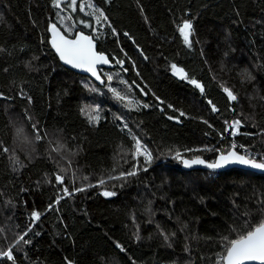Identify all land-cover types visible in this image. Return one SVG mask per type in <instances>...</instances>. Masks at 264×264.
Masks as SVG:
<instances>
[{
    "label": "trees",
    "instance_id": "obj_1",
    "mask_svg": "<svg viewBox=\"0 0 264 264\" xmlns=\"http://www.w3.org/2000/svg\"><path fill=\"white\" fill-rule=\"evenodd\" d=\"M62 1L0 0V252L14 264H217L224 237L264 220V175L182 162L232 150L237 120L238 143L264 156V0H80L82 17ZM52 24L94 37L115 65L103 87L63 66Z\"/></svg>",
    "mask_w": 264,
    "mask_h": 264
},
{
    "label": "snow or ice",
    "instance_id": "obj_2",
    "mask_svg": "<svg viewBox=\"0 0 264 264\" xmlns=\"http://www.w3.org/2000/svg\"><path fill=\"white\" fill-rule=\"evenodd\" d=\"M68 7H71L73 10L77 7V0H66ZM56 7H60L59 3H56ZM90 8H94L93 5H87ZM80 10H84V6L80 5ZM94 12H99V16L97 17V22L99 23L100 18L106 19L104 13L99 9H94ZM85 27H89L87 23L84 25ZM49 31L52 33V39L50 41L52 47L55 49L56 53L59 55L60 59L68 65H71L73 68H79L86 72H90L93 76L96 77L97 80L100 79V76L97 74L96 65L97 64H107L109 61L103 54H98L95 51V45L93 44L92 37L88 35H84L82 32L78 33L75 38L68 39L64 35L61 34L60 29L57 28L55 24H52L49 28ZM67 31V30H66ZM179 32L183 36L184 43L191 47L192 41L190 37L193 35V27L190 21H185L182 26L179 27ZM118 63H122L118 61ZM173 74L177 75L180 79H186L187 74L184 72L182 68H178L175 64L172 66ZM111 80V76L108 77ZM103 82V81H102ZM189 83H192L197 88H200L201 92H203V87L196 80L189 79ZM93 91L95 89H92ZM114 95L119 100H125V97L120 95L115 89H111ZM228 98L232 101H235L237 97L233 94L231 90L228 88L224 89ZM211 103V101H209ZM147 107V105H144ZM213 111H216V107L213 105ZM180 115H184V113H180ZM119 118V117H118ZM99 116H89L90 122L93 120H98ZM172 119V117H169ZM241 126L240 121L237 120L232 125L233 132L232 134H237L239 127ZM35 128V126H33ZM36 139H41L39 134L37 133ZM135 140V152L133 153L135 156H143L144 162L146 164H150L152 161V153L147 150L146 147L141 145V142L133 137ZM236 144H232V150H229L225 153H222L214 162L206 163L203 159L197 157L193 160H184L185 167H192L193 164H202L209 169H220L224 168L230 164H239L244 165L246 167L252 169H258L264 171V156L258 161L256 156L249 153L247 149H244L245 154L238 153L236 149ZM241 147H243L241 145ZM7 151V149H5ZM176 158H180V153H176ZM147 171V168L143 169ZM126 175L132 176L136 175L135 171H130ZM57 181L63 183V178L60 176L56 177ZM104 181L101 180V184ZM79 191H83L84 189H78ZM63 191L68 194V189L64 188ZM104 196H112L115 193L112 192H103ZM59 203V200H57ZM35 219H39L40 214L38 212L32 213ZM236 231V229H233ZM27 235V233H25ZM174 235V234H173ZM139 239V236H137ZM168 237L165 236V240ZM20 240H24V236H20ZM225 245L224 252L220 254L219 260L217 264H264V220L251 225L250 227L245 225V228L239 232L233 238L224 237ZM25 243H29L30 241H24ZM19 243V241H17ZM117 247H120L117 245ZM123 251V249H121ZM6 257L8 260L13 261L14 264V256L11 248L7 251L0 252V258Z\"/></svg>",
    "mask_w": 264,
    "mask_h": 264
},
{
    "label": "water",
    "instance_id": "obj_3",
    "mask_svg": "<svg viewBox=\"0 0 264 264\" xmlns=\"http://www.w3.org/2000/svg\"><path fill=\"white\" fill-rule=\"evenodd\" d=\"M56 26H57L58 29H60L62 35H64L68 39H73V38L68 37L58 25H56ZM78 33H81V32H78ZM83 34L84 35H88V34H85V33H83ZM76 35H75V37H76ZM49 36H50V40H51L52 39V33L50 31H49ZM88 36L92 37V39H93V44L95 45V51L98 54H102V53H100L98 51V43L94 40V37L91 36V35H88ZM139 51H141V49H139ZM103 55L108 59L109 62L107 64H97L96 65L97 74L100 76L99 80H97L96 77L93 76L90 72H86V71H84L82 69H79V68H73L71 65L65 64L61 59L60 60H61V62L63 64V66L66 69H68L69 71H72V72H74V73H76V74H78V75H80L82 77H86V78L90 79L91 81H93L99 87H103L104 84H105V79L103 77V72L104 71L113 70L114 66H115L114 63L109 59V57L106 54H103ZM139 92L144 95V92H143V90L141 88H139ZM205 162L209 163L207 161H205ZM182 169L184 171H186V172L206 171V172L213 173V174H220V173H224V172H227V171H230V170H233V169H238V170L248 171V172H252V173H255V174H259V175H264V171H261V170H258V169H252V168L246 167L244 165H239V164H230V165L225 166L224 168L213 170V169H209V168L205 167L202 164H193L192 167H190V168L189 167H185L184 163L182 162Z\"/></svg>",
    "mask_w": 264,
    "mask_h": 264
},
{
    "label": "built area",
    "instance_id": "obj_4",
    "mask_svg": "<svg viewBox=\"0 0 264 264\" xmlns=\"http://www.w3.org/2000/svg\"><path fill=\"white\" fill-rule=\"evenodd\" d=\"M241 128H242V125L239 127V129H238V131H237V134H235V135H233L232 134V132H233V130L229 133V139H230V147H231V149H232V144L233 143H235L236 144V151L238 152V153H240V154H245L244 153V149H246V148H244V147H241V145L238 143V139H239V137H241V136H243L244 134L242 133V131H241ZM248 150V149H247ZM248 152L249 153H251V154H253V155H255L256 156V159L257 160H259V157H260V155L259 154H255V153H253V152H251V151H249L248 150ZM177 161H179V162H182V159H183V157L182 156H180V158L178 159V158H175Z\"/></svg>",
    "mask_w": 264,
    "mask_h": 264
},
{
    "label": "rangeland",
    "instance_id": "obj_5",
    "mask_svg": "<svg viewBox=\"0 0 264 264\" xmlns=\"http://www.w3.org/2000/svg\"><path fill=\"white\" fill-rule=\"evenodd\" d=\"M79 1H80V0H77V4H78ZM64 2L66 3V6L68 7L66 0H63V1H62V3H64ZM68 9H69L71 12H74L75 14H77V15H79V16L82 17V15H80V13H79L77 7H76L75 10H73L71 7H68ZM79 23H80V24H85V22H83V21H81V20L79 21ZM67 34H70V32L67 31ZM106 72H107V71H104L103 74L106 73ZM173 75H174V74H173ZM174 76L177 77V78H179L177 75H174ZM179 79H180V78H179ZM233 124H234V123H233ZM233 124H232V125H233ZM240 124L244 126L243 122H241V121H240ZM231 130H233V129H232V126H231ZM217 149H218V148H217ZM3 258H6V257H2L1 259H3Z\"/></svg>",
    "mask_w": 264,
    "mask_h": 264
},
{
    "label": "bare ground",
    "instance_id": "obj_6",
    "mask_svg": "<svg viewBox=\"0 0 264 264\" xmlns=\"http://www.w3.org/2000/svg\"><path fill=\"white\" fill-rule=\"evenodd\" d=\"M242 127H243V125H242ZM244 148H246V147H244ZM246 149H248V148H246ZM249 151H251V152H253L252 150H250V149H248ZM253 153H255V152H253ZM255 154H257V153H255Z\"/></svg>",
    "mask_w": 264,
    "mask_h": 264
},
{
    "label": "crops",
    "instance_id": "obj_7",
    "mask_svg": "<svg viewBox=\"0 0 264 264\" xmlns=\"http://www.w3.org/2000/svg\"><path fill=\"white\" fill-rule=\"evenodd\" d=\"M249 149V148H248ZM251 150V149H250Z\"/></svg>",
    "mask_w": 264,
    "mask_h": 264
}]
</instances>
